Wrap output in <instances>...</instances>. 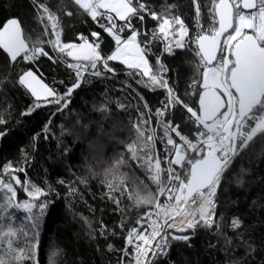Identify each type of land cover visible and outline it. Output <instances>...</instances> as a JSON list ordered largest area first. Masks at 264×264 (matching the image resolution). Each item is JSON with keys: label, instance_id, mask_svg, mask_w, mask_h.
Listing matches in <instances>:
<instances>
[{"label": "trees", "instance_id": "trees-1", "mask_svg": "<svg viewBox=\"0 0 264 264\" xmlns=\"http://www.w3.org/2000/svg\"><path fill=\"white\" fill-rule=\"evenodd\" d=\"M212 1L147 0V3L158 14L167 10L169 18L179 15L192 32L197 20L204 27L213 26ZM41 5L55 14L59 22L55 31L60 33L61 43H82L77 37L79 34L95 31L100 33L105 57L115 46L112 37L72 0H0V29L7 20L17 19L28 46L39 40L41 43L37 46H43L55 58L40 56L23 61L19 57L11 63L0 49V119L5 121L0 124V133H6L0 136V180L10 182L17 193L13 199L6 189L0 188V221H3L0 251L7 249L9 239L17 238L6 235L9 229L18 233L27 223L28 213L15 205L45 203L47 207L40 217L36 238L42 244L38 247L39 264H130L132 256H124L125 251L132 249L127 243L129 231L144 213L155 209L152 205H137L135 193L151 192L159 201L162 198L150 179L147 165H140L146 156H152L153 163L155 158H160L165 169L162 179L166 182L165 158L174 155L160 121L174 122L189 138L195 136L197 125L183 106L165 108L167 89L151 85L147 77L136 74L139 70L128 69L121 62H108L114 69L112 73L104 70L103 75L95 76L89 71L78 79L74 67L68 64L83 62L60 54L48 43L56 36ZM69 11L73 15H67ZM135 23L138 41L149 49L146 57L149 66L159 69V60L168 69L161 75L174 94L198 110L203 69L194 58L195 46L191 43L188 49L167 54L162 50L161 35L157 32L153 38L157 21L146 17L143 22ZM26 70H33L57 94L65 93L76 83L80 87L66 98V108L49 103L52 97L37 100L18 82ZM158 109L165 112L162 118L156 116ZM143 120L148 123H141ZM136 125L145 137H155L151 151L142 152L140 159H133L128 150L133 141L142 143L137 139ZM120 159L127 163L114 168ZM6 166H11L8 172L4 171ZM12 176L22 183L16 184ZM109 182L118 188L110 191ZM33 185L45 195L36 200L29 197ZM32 212L39 215L40 209L33 207ZM234 217L242 221L239 229L230 227ZM214 220L219 222V229L213 225L211 228L198 226L186 233L173 232L174 235L188 234L191 238L187 242L170 240L168 255L158 259L157 264L264 262V132L257 133L223 174ZM228 240L231 243H226ZM245 242L256 249L251 255L246 254Z\"/></svg>", "mask_w": 264, "mask_h": 264}, {"label": "snow or ice", "instance_id": "snow-or-ice-1", "mask_svg": "<svg viewBox=\"0 0 264 264\" xmlns=\"http://www.w3.org/2000/svg\"><path fill=\"white\" fill-rule=\"evenodd\" d=\"M72 3L96 21L99 27L112 37L116 45L114 52L105 57L98 42L100 33L95 31L87 38L79 36L82 43H61L60 33L55 31L59 23L55 14L50 12L47 6L41 5L47 19L52 22L51 28L56 36L54 41L49 40L48 43L60 54L83 62L68 64L69 67L76 69L78 79L89 68L95 76L103 75L104 70L112 73L114 69L108 62L120 60L128 69L139 70L136 74L147 77L151 85L167 89L168 99L165 108L183 106L193 119V123L197 125L196 139L193 141L174 122L160 121L165 129L166 142L172 146L170 151L174 152V155L165 158L168 164L166 182L162 179L165 169L162 168L160 158H155L153 163V157L146 156L143 158L144 163L140 165L141 167L147 165L150 179L157 185L158 193L163 195L167 192L168 201L174 200L175 204L160 203L159 197L151 192L135 193L136 204L152 205L156 209L155 215L158 219H151L152 212L141 217L138 221L140 229H131L127 237L129 245L133 244V240L138 243L135 244L134 250L130 248L125 251L124 256H133L134 251V264H157V258H163L168 254L170 240L187 242L191 238L188 234L174 235L166 229L175 228L177 232L186 233L187 230H195L198 226L211 228L215 225L217 229L220 228L219 222L213 217L223 174L233 159L253 141L257 133L264 132V0H218V2L213 0L210 9L213 13V26L208 30L210 34L201 26V31L196 34L193 41L198 45L197 55L200 57V63L205 66L202 73L203 82L200 84L203 91L200 93L199 110L184 104L183 100L174 94L169 82L161 75L168 69L159 60H157L159 69L149 66V59L146 58L149 49L142 47V42L138 41L139 31L135 21L143 22L146 17H150L158 22L157 29L153 31V38L157 32L166 39L171 33L175 40L174 47L183 48L185 46L183 38L189 33L179 15L169 18L167 10L158 14L148 6L147 0H72ZM101 9L104 11H100ZM245 9L252 11L245 12ZM112 13H115V16ZM66 14L73 15L71 11ZM199 14L200 8L197 5V17ZM217 16L218 28L214 26ZM41 19L43 20V17ZM101 20L105 22L100 23ZM173 24L178 25V29H173ZM229 29H232V32H229ZM245 29H250L252 34L245 32ZM225 33L227 36L221 44L218 38ZM147 39L145 36L144 41ZM40 43L37 40L32 47L28 46L22 37V25L17 19H9L0 29V48L4 49L12 62H16L21 54L26 61L35 60L40 56L55 59L43 46H37ZM172 48L173 45H169L167 51L171 52ZM225 49L227 54L218 57L217 52L224 53ZM207 65L213 66L208 68ZM18 82L37 100L52 97L53 99L48 100L49 103L65 108L66 98L72 95L75 88L80 87V84L76 83L68 87L65 93L57 94L53 88L44 84L33 70H26L20 74ZM36 106L39 107V104ZM60 110L62 109L58 108V111ZM164 115V110H157V117ZM249 122H253L254 126ZM3 123L5 121L0 119V124ZM141 123L148 121L143 120ZM82 127L86 128L87 125ZM135 127L137 139L142 140V143L137 144L133 141L128 145V150L132 152L133 159H140L142 152L151 151L155 137L154 135L145 137L139 125ZM3 135L6 133H0V136ZM189 153H194L195 156ZM125 163L127 162L123 159L117 160L114 168ZM10 167L6 166L4 171L8 172ZM12 180H15L16 184L22 183L15 176H12ZM119 183L123 184V181ZM108 187L112 191L116 190L118 185L109 182ZM124 187L127 190V186ZM0 188L6 189L13 199L17 197L10 182L0 180ZM28 195L36 200L45 194L41 188L33 185ZM8 206H11L10 202ZM33 207L40 209L39 215L32 212ZM46 207L45 203L15 205V208L28 213L25 217L27 223L18 233L9 229L6 235L17 238L9 239L7 249L0 251V264H39L38 247H42V244L36 238L39 235L40 217ZM161 216L163 223L159 219ZM177 219L179 226L176 224ZM146 220L151 221L150 232L144 227ZM2 223L3 221H0V224ZM241 224L242 221L234 217L230 227L239 229ZM226 243L231 241L228 240ZM2 248L3 245L0 244V249ZM109 248L111 249L112 245H109ZM245 251L247 255H251L256 249L245 242Z\"/></svg>", "mask_w": 264, "mask_h": 264}, {"label": "built area", "instance_id": "built-area-1", "mask_svg": "<svg viewBox=\"0 0 264 264\" xmlns=\"http://www.w3.org/2000/svg\"><path fill=\"white\" fill-rule=\"evenodd\" d=\"M213 2V1H212ZM184 25H185V28L188 30V33H189V35H187V36H185L184 38H183V40H184V47L183 48H176V47H174V44H175V40H174V38H173V35L170 33V35H169V37L166 39L163 35H161V39H162V50H163V52H165V53H167V54H172L173 52H175L176 50H181V49H188L189 47H190V44L192 43L194 46H195V49H194V51H193V55H194V58L196 59V62H197V64H198V66L200 67V68H202V69H204V65H202L201 63H200V57L197 55V52H198V49H197V47H196V43H194L193 41H194V39H195V36H196V34L197 33H199L200 31H201V26H202V24H201V22L199 21V20H197V22L195 23V30L194 31H192L191 32V30H190V28L188 27V25L186 24V23H184ZM178 25H175V24H173L172 25V28L173 29H178ZM203 27V29L205 30V32L206 33H208V34H210V32H208V30L212 27V26H210V27H204V26H202ZM216 27V26H215ZM217 28V27H216ZM90 34H91V32L89 33V34H79L77 37H78V39H79V36H81V35H83L84 37H89L90 36ZM227 36V35H226ZM226 36H225V38H226ZM177 38H179V37H177ZM224 38V39H225ZM93 40L95 39V38H92ZM223 39V40H224ZM81 41V40H80ZM99 42V41H98ZM100 43V42H99ZM169 45H173V48H172V51L171 52H169V51H167V47L169 46ZM225 54H227V50L225 49V51H224V53H221L219 56H221V55H225ZM22 56H23V54H21V59L23 60V61H26V60H24L23 58H22ZM218 56V57H219ZM215 64V63H214ZM207 66H209V65H207ZM74 70H75V72H76V69L74 68ZM101 70V69H100ZM89 71H92L90 68L88 69V71L87 72H89ZM250 123V125H252V126H254V124H253V122H249ZM195 134V133H194ZM175 135V134H174ZM177 139V142H179V139L178 138H176ZM190 139H192L193 141H195V139H196V135L193 137V138H190ZM189 155H191V156H195V154L194 153H189ZM173 167H176V166H173ZM177 170L178 171H181L179 168H177ZM167 196H168V193L167 192H165L163 195H162V198H161V200L159 201L160 203H163V204H168V203H173V204H175V201L173 200V201H171V202H169L168 201V199H167ZM152 213H153V215H152V217H151V219L152 220H156V219H158V217L155 215V212H156V209H154V210H152L151 211ZM148 213V212H147ZM145 214L146 213H144L142 216H145ZM141 216V217H142ZM141 217L136 221V225L133 227V228H137V229H140V224L138 223V221H140L141 220ZM160 222L161 223H163V217L161 216L160 218ZM213 219H214V217H213ZM150 222L151 221H148V220H146L145 221V224H144V227L145 228H147L148 229V231L150 232L151 231V229H150ZM170 223L172 222V221H169ZM176 224H177V226H179V220L177 219V221H176ZM166 231L167 232H170V233H173V232H175L176 230H175V228H172V229H166ZM136 243H138V241H135V240H133V244H132V249L134 250V248H135V244ZM166 256V255H165ZM164 256V257H165ZM149 259H151V256L149 257ZM130 264H134V251H133V256H132V261H131V263Z\"/></svg>", "mask_w": 264, "mask_h": 264}, {"label": "water", "instance_id": "water-1", "mask_svg": "<svg viewBox=\"0 0 264 264\" xmlns=\"http://www.w3.org/2000/svg\"><path fill=\"white\" fill-rule=\"evenodd\" d=\"M217 2H218V0H217ZM244 11H245V12H249V11H252V10H247V9H245ZM11 19H14V18H11ZM7 21H8V20H7ZM7 21H6V22H7ZM216 21H217V28H218V27H219V23H218V21H219V17H218V16L216 17ZM6 22H5V23H6ZM5 23H4V24H5ZM4 24H3V25H4ZM2 28H3V26L1 27V29H2ZM231 31H232V29H229V32H231ZM247 33H248V34H252L250 31H248ZM225 35H227V33H225L224 36H221V37L218 38V39H220L221 44H222V41H223ZM22 37L24 38V36H23V31H22ZM26 43H27V42H26ZM196 46H197V49H198V45H197V44H196ZM0 49H1V50H2V51L8 56V54L4 51V49H2V48H0ZM219 53H220V52H217V56L219 55ZM8 58H9V56H8ZM18 58H19V57H18ZM9 59H10V58H9ZM10 62L13 63L11 60H10ZM213 63H214V62H213ZM202 91H203V89L199 92V95H198V98H197V108H198V110H199V107H200V105H199L200 93H201Z\"/></svg>", "mask_w": 264, "mask_h": 264}, {"label": "rangeland", "instance_id": "rangeland-1", "mask_svg": "<svg viewBox=\"0 0 264 264\" xmlns=\"http://www.w3.org/2000/svg\"><path fill=\"white\" fill-rule=\"evenodd\" d=\"M102 11H104L103 9H101ZM114 16H115V13H112ZM246 30H250V29H245V31ZM232 32V31H231ZM250 32H251V30H250ZM130 34V33H129ZM115 47H116V45L114 46V49L111 51V53L110 54H112V52H114V50H115ZM116 61H118V62H120V60H116ZM125 65V64H124ZM126 66V65H125ZM208 68H211L212 66H207ZM203 71H204V69H203ZM35 73V72H34ZM36 74V73H35ZM37 75V74H36ZM37 77L39 78V79H41L38 75H37ZM42 80V79H41ZM42 82L44 83V84H46L43 80H42ZM202 82H203V77H202ZM47 85V84H46ZM50 87V86H49ZM36 98V97H35ZM160 118V117H159ZM161 118H162V116H161Z\"/></svg>", "mask_w": 264, "mask_h": 264}, {"label": "bare ground", "instance_id": "bare-ground-1", "mask_svg": "<svg viewBox=\"0 0 264 264\" xmlns=\"http://www.w3.org/2000/svg\"><path fill=\"white\" fill-rule=\"evenodd\" d=\"M169 250H170V244H169ZM169 250H168V253H169ZM167 255H168V254H167ZM167 255H166V256H167ZM166 256H165V257H166ZM165 257H163V258H165ZM163 258H157V260H158V259H163Z\"/></svg>", "mask_w": 264, "mask_h": 264}]
</instances>
